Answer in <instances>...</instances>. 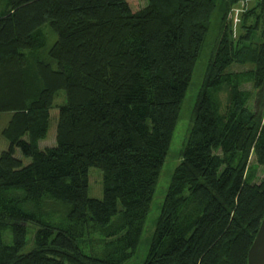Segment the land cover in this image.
<instances>
[{"label": "trees", "instance_id": "obj_1", "mask_svg": "<svg viewBox=\"0 0 264 264\" xmlns=\"http://www.w3.org/2000/svg\"><path fill=\"white\" fill-rule=\"evenodd\" d=\"M245 2L6 0L0 113L10 116L0 130L8 141L0 151V264L133 258L216 13L213 53L140 264H247L264 212V177L252 182L247 170L251 153L264 164V38H255L258 30L264 37V0ZM46 26L55 40L43 58ZM232 64L251 65L237 72ZM59 91L65 101L56 106V142L40 148ZM92 166L102 172L101 198L87 193ZM92 232L101 246L88 252L83 243Z\"/></svg>", "mask_w": 264, "mask_h": 264}, {"label": "rangeland", "instance_id": "obj_2", "mask_svg": "<svg viewBox=\"0 0 264 264\" xmlns=\"http://www.w3.org/2000/svg\"><path fill=\"white\" fill-rule=\"evenodd\" d=\"M137 6L143 7L146 5L147 0H133ZM246 6H252L255 4L256 0H245ZM235 7L239 6H234L232 8V12L234 13ZM7 3L6 0H0V12L6 10ZM240 8V7H239ZM240 11L238 12L237 17H239ZM235 16V14H234ZM217 19V13L213 17V22L212 25L207 32V35L204 39V43L202 45V49L199 55L198 60L196 61V64L194 66V70L192 73V77L190 79V82L188 84L184 99L181 103L180 107V115L178 118V121L176 123L173 136H172V141L169 147V150L167 152L163 168L159 177V180L157 182L155 192H154V197L152 200L151 208L150 211L148 212L147 218L145 220V225L144 229L141 235L140 242L137 246L136 253L134 254L133 258L129 260L125 264H140L142 260L145 258L149 243H150V238L152 235V232L154 230L155 222L156 219L160 213L162 201L169 183V179L172 173L173 168L175 165L179 162L180 160V151L189 127V123L191 122V116H192V108L193 104L196 99L197 92L201 86L203 75L205 72V68L207 65V62L209 58L211 57L215 45V40L217 36V27L215 24V20ZM238 22L239 19L237 20L236 24L232 27L234 28V36L235 34L237 35L238 33ZM233 23H234V17H233ZM262 27V26H261ZM47 34V44L45 48L41 51L42 56L45 57L46 55V49L49 47L53 41L55 40V34L53 31L50 30L48 26L45 27L44 29ZM256 39H263V34H261V31L256 32ZM251 64H232L230 67V70L232 71H243L245 69H248ZM250 82L248 80H244L241 83V88L243 89H249ZM65 97L63 94V91H59L57 95L55 96L54 99V107L50 109V116H49V127L47 134L45 138L39 140L38 145L40 148H43L45 146H51L54 145L56 142V122H57V105L64 102ZM10 116V113L2 112L0 113V130L1 128L5 125L6 121L8 120ZM264 119V115H263ZM8 145V141L2 137L0 134V151L4 148H6ZM15 155L17 157L23 158L24 162H26L28 159L22 157L21 153L19 150H16ZM248 172L251 171L253 172V179L252 182H260L262 178L264 177V164L260 165L257 164L254 158L253 153L250 154L249 159H248ZM88 195L91 197H96V198H101L102 197V172L99 168L97 167H90L88 170ZM52 222L56 224H61L64 222V217L61 216L60 214H50L48 217ZM3 238L6 241H9V230H3ZM31 235L28 233V237ZM101 246L100 241H99V236L97 233L92 232L87 241L83 243V247L86 251L92 252V249H97Z\"/></svg>", "mask_w": 264, "mask_h": 264}, {"label": "water", "instance_id": "obj_3", "mask_svg": "<svg viewBox=\"0 0 264 264\" xmlns=\"http://www.w3.org/2000/svg\"><path fill=\"white\" fill-rule=\"evenodd\" d=\"M247 264H264V212L247 251Z\"/></svg>", "mask_w": 264, "mask_h": 264}, {"label": "built area", "instance_id": "obj_4", "mask_svg": "<svg viewBox=\"0 0 264 264\" xmlns=\"http://www.w3.org/2000/svg\"><path fill=\"white\" fill-rule=\"evenodd\" d=\"M234 13H233V17H234V23H236L237 22V20L239 19V17H237V15H238V12L240 11L241 12V8H239V7H236L235 9H234ZM234 14H235V16H234Z\"/></svg>", "mask_w": 264, "mask_h": 264}]
</instances>
